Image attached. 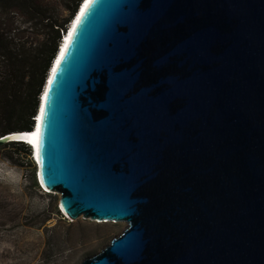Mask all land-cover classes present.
Segmentation results:
<instances>
[{"label": "water", "instance_id": "95a60500", "mask_svg": "<svg viewBox=\"0 0 264 264\" xmlns=\"http://www.w3.org/2000/svg\"><path fill=\"white\" fill-rule=\"evenodd\" d=\"M84 1L38 180L71 221L127 226L80 264H264V0Z\"/></svg>", "mask_w": 264, "mask_h": 264}, {"label": "rangeland", "instance_id": "374dc122", "mask_svg": "<svg viewBox=\"0 0 264 264\" xmlns=\"http://www.w3.org/2000/svg\"><path fill=\"white\" fill-rule=\"evenodd\" d=\"M45 1L60 21L74 5L73 0ZM37 174L32 154L22 161L12 148L0 146V264H80L127 226L83 217L71 221L61 211L60 193L43 189Z\"/></svg>", "mask_w": 264, "mask_h": 264}, {"label": "trees", "instance_id": "16d2710c", "mask_svg": "<svg viewBox=\"0 0 264 264\" xmlns=\"http://www.w3.org/2000/svg\"><path fill=\"white\" fill-rule=\"evenodd\" d=\"M73 1L60 21L45 0H0V137L34 128L51 65L83 0ZM6 146L22 161L32 154L21 141Z\"/></svg>", "mask_w": 264, "mask_h": 264}, {"label": "clouds", "instance_id": "9594fccd", "mask_svg": "<svg viewBox=\"0 0 264 264\" xmlns=\"http://www.w3.org/2000/svg\"><path fill=\"white\" fill-rule=\"evenodd\" d=\"M85 2H86V0L84 1V3L82 4V6L81 7H83L84 6V4H85ZM79 16V13L76 15V17L74 18V19H72V21L70 22V24H69V27H68V30L66 31V33H67V35H69V33L71 32V30H72V28L74 27V24H75V21H76V19H77V17ZM66 33H64V34H66ZM63 34V37H62V40L61 41H63V42H65L66 41V36ZM62 48H63V45L61 46ZM59 56H60V54H58V56H57V58L55 57L54 58V60H53V65L55 66L56 64H57V60H58V58H59ZM53 69H54V67L49 71V74H48V77H47V80H46V82H48L49 80H50V74L52 73V71H53ZM46 89V84H45V86H44V89L43 90H45ZM44 95H45V92H42V94H41V96L40 97H44ZM41 109L42 108H40V111H41ZM40 116H41V113H38L37 114V116L35 117V120H38L37 121V124H36V126H34V128L30 131V132H32L31 134H34L35 132H37L38 130H39V120H40ZM13 134H30V133H28V132H19V133H13ZM13 134H10V135H13ZM13 141H17V139H15V140H13ZM21 142H24V141H21ZM25 144H27V145H29L30 147L32 146V155H33V157L35 158V153H36V147H37V144L35 145L34 143H32V142H24ZM37 176H38V174H37ZM41 185V184H40ZM42 187V186H41ZM43 188V187H42ZM44 189V188H43Z\"/></svg>", "mask_w": 264, "mask_h": 264}, {"label": "bare ground", "instance_id": "6f19581e", "mask_svg": "<svg viewBox=\"0 0 264 264\" xmlns=\"http://www.w3.org/2000/svg\"><path fill=\"white\" fill-rule=\"evenodd\" d=\"M87 2V1H86ZM86 4V3H85ZM84 7H85V5L83 6V8L81 9V12H82V10L84 9ZM77 20V19H76ZM76 22V21H75ZM65 36H66V41L65 42H68V38H67V35L65 34ZM64 42V44H66ZM64 47V46H63ZM48 82H46V88H47V86H48ZM45 90H43V92H44ZM39 124H40V120H39ZM17 132V131H16ZM33 132V131H32ZM32 132H28V133H30V134H13V133H10V134H13V135H10V134H8V135H10V137H9V141L11 140V141H13V140H15V139H17V140H23V141H25V142H32V143H34L35 145L37 144V146H38V135H39V130L37 131V132H35L34 134H31ZM15 133V132H14ZM31 148H32V146H31ZM36 152H37V147H36ZM36 153H35V158L33 157V159H34V162H36V164H37V161H36Z\"/></svg>", "mask_w": 264, "mask_h": 264}]
</instances>
